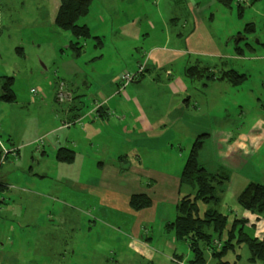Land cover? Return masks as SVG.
<instances>
[{"label":"rangeland","instance_id":"obj_1","mask_svg":"<svg viewBox=\"0 0 264 264\" xmlns=\"http://www.w3.org/2000/svg\"><path fill=\"white\" fill-rule=\"evenodd\" d=\"M59 2L0 0V85L12 77L15 93L12 102L0 99V177L9 183L7 200L0 202V264H191L188 243L168 223L177 215L180 198L194 191L181 185L178 192L168 176L179 175L193 141L185 137L197 131L195 95L189 110L176 108L175 128L163 125L138 133L127 119L125 133L117 118H128V110L149 118L172 116L177 98L167 88L166 72L183 73L195 57L177 59L166 71L149 70L138 76V85L118 88L116 80L122 72L144 68L150 48L183 46L176 33L185 31L188 19L228 52L231 67L245 73L235 86H211L204 76L187 71L186 79L223 109L218 114L223 118L211 120V127L235 135L256 125L263 132L264 0H91L87 14L77 19L79 25L86 23L88 36L79 38L55 23ZM233 41L244 47L245 57L232 58ZM124 93L135 94L139 104ZM74 103L82 118L78 124L69 108ZM103 108L110 110L109 120L104 121ZM206 137L199 159L210 172L225 170L226 180L216 190L215 204L196 201L198 213L215 208L232 227L231 244L220 260L261 264L252 259L248 241L264 240V219L243 209L238 195L250 182L264 184V143L254 151L252 146L248 152L229 151L231 140L220 149ZM59 146L75 155L74 162L54 158ZM112 151L123 152L127 167L118 176L102 178L97 161L103 157L108 166ZM77 170L91 178H76ZM81 181L94 188H81ZM22 188L28 189L24 195ZM134 191L152 204L131 207ZM96 194L110 204L99 203ZM4 197L0 194V201ZM198 244L203 247L202 239ZM203 256L207 264L218 261L210 247L203 248Z\"/></svg>","mask_w":264,"mask_h":264},{"label":"crops","instance_id":"obj_2","mask_svg":"<svg viewBox=\"0 0 264 264\" xmlns=\"http://www.w3.org/2000/svg\"><path fill=\"white\" fill-rule=\"evenodd\" d=\"M185 21H186L185 31L176 33L177 38L183 42V46H181V45H173V46L163 45V46H155L153 48H150L145 54L146 61H145L144 68L142 67L143 70L140 72V74H137L136 76H134L133 81L129 82V83H135V85H138L140 83V79L137 80L138 76L141 77L142 75H145V73L148 72L149 70H152L153 72L157 71V70H162V71L165 70L166 71L165 68L167 66H171L173 63H175L177 59H180L184 56H186V57L187 56H189V57L194 56L195 57V59H194L195 64L190 65L188 67L186 66L183 73H176V72L174 73L172 71L166 72V74H167V83H166L167 88L170 91L171 95L174 96L175 98H177V105H174L173 106L174 108L172 110L174 112V114L172 116H168V117L167 116H158L156 118H149L144 113H135L134 111L128 110L130 112V115L128 116V118H127V116L125 117V114H122V116L120 118H117V119H119L118 125H120V127L123 128L125 133L128 131L127 130L128 125L126 124L127 119L129 121V123H131V125H132L130 130L137 131L138 133L146 132V131L156 129V128H161L163 125H166L167 127L175 128L177 120H178L176 118V115H175L176 108L179 107V110H182V108L184 107V111L189 110V100H190V97L194 94L195 95V102L193 104V106H194L193 108L196 110L195 113L198 117L197 118L198 119V126L196 128L197 131L196 132H192V131L189 132L187 137H185V140H192V139L194 140L199 134L206 133L207 134L206 138H210L211 141L214 140L215 145L217 147H220V149L223 148V145L227 140H231V141L226 142L228 145L227 148L229 151L244 150L245 152H248L250 146H252V151L258 149L261 146V144L264 143V131L263 132L262 131H256L255 130L256 125H254L252 127L251 131L248 133H244L242 131H239L235 135H233L232 133L227 131L225 128L223 129V128H217V127L212 128L211 127V120L216 119V118H223L222 116H218V114L223 109L220 110L216 103L209 101V99L207 98V93H205V92L201 93L202 88L195 87V85L193 84V82L191 80L186 79L187 71L189 72L188 74H191L190 70L192 69L194 71L192 74L195 75L197 73L198 75L204 76V78H206L209 83L211 82V84H212L211 86H214L216 84L235 86V85H232L231 83H229L226 79L218 78L217 77L218 75L212 76L211 72H216V71L220 72L221 70H226V69H233V70L237 71V69H235V68L231 67V65H229V63L225 59V57L230 56V55L228 54V52L224 51L223 48L219 44H217L215 42V40L211 37V35L208 34L207 31H205L203 29H198V27H196V25H194V24L192 25V23L188 19ZM83 24L86 25V23H83ZM234 43L235 44H234V46H232V49H234L236 54H232V58H235L236 56L245 57L244 53H243L245 51L244 47H242L240 45V43H237V42H234ZM247 46L251 49L250 50L251 52L255 51L254 46H250V45H247ZM251 54H253V53H251ZM201 56L213 57L215 59L218 58L219 62L216 63L212 60L210 63L204 62L201 59ZM252 58L254 59L253 55H251V59ZM148 64H149V66H148ZM140 66H142V65H140ZM144 70H145V72H144ZM202 70L204 71V73L202 72ZM123 73L124 72H122V74ZM238 73H240V72H238ZM242 74H245V73H242ZM119 78L116 80L118 88L124 87L125 85H123L121 83V81H119ZM153 82H154V80H153ZM129 83H127V84H129ZM204 84L205 85H203V89L207 90L209 88V86H207V82H204ZM225 89L227 90V88H225ZM124 95L126 96V98L129 101L132 100L134 104H139V98L135 94H132L131 97H129V95L127 93H124ZM179 99H183V101L179 102ZM103 102H105V104H106L107 98H105L103 100ZM70 108H73V109H71V111L73 113L72 114L73 121L76 124H78V122H80L82 118H81V115H79L77 112H74L75 109H77V105L75 103L71 104ZM103 111L105 114V120L104 121L109 120V117H111V115H112L110 110L108 108H103ZM98 116L102 117V114L100 113V114H98ZM94 118L95 117L91 118V120L94 121ZM102 119H103V117H102ZM185 123H186V120H185ZM186 128L187 127L185 124L184 130H186ZM69 143L73 144L74 142L69 141ZM191 144H190V146H191ZM63 147L64 146H59V147H57V149L63 148ZM64 149H66V148L64 147ZM73 155H74V152H73ZM71 157H72V155H71ZM54 158L56 160H58L57 155ZM225 158L228 159L229 157L226 156ZM74 159H75V155L72 157V159L70 161L74 162ZM109 159H110L109 165L105 166V167H104L105 161H104L103 157H100V159L97 161V169H101L99 171V174L102 175V178H104L106 176H118L119 173L127 167L126 157L124 158L122 151H117V152L112 151ZM199 161L205 167L204 163L200 159H199ZM182 167H183V165H182ZM182 167H181V170H182ZM181 170L179 172V175L181 173ZM224 172H225V170H222L219 167L218 170L211 172V173L221 174ZM151 174L156 175V174H158V172H155L154 170H152ZM179 175L177 177L175 175L168 176L171 179L170 186H172L173 189L176 188L178 190V192H179V190H180L179 188L181 186V185H179ZM75 177L78 179L79 178H91V175L87 171H83V170L78 171L77 170ZM3 181L5 183H7L5 180H3ZM78 184L81 188H87V187L94 188V186L92 184H88V183L85 184V183H83V181H81V183L79 182ZM8 187H9V183H7V188ZM18 190L20 192L19 194H22V195H24L23 193L28 191V189H25V188L18 189ZM115 193L117 194L118 192H116V190H115ZM107 194L111 195L110 192H108ZM133 194H135V191L131 193V195H133ZM187 194H189V193H187ZM124 195L127 196L126 193ZM2 196H3V193H2ZM4 196H5L4 197L5 199L4 198L1 199L3 202L7 200L6 199L7 198V191L6 190H5ZM95 198L101 204H110L104 199V196H100V198H99V195L96 194ZM57 200H59V199H57ZM61 201H62V203L66 204V205L73 206L72 205L73 203L72 204L67 203L64 199H62ZM151 204H152V202L150 203V205ZM172 220H174V219H172ZM172 220H170V222Z\"/></svg>","mask_w":264,"mask_h":264},{"label":"trees","instance_id":"obj_3","mask_svg":"<svg viewBox=\"0 0 264 264\" xmlns=\"http://www.w3.org/2000/svg\"><path fill=\"white\" fill-rule=\"evenodd\" d=\"M218 1L229 4L232 0ZM90 2L91 0H60L55 23L62 29L70 30L76 38L88 36L89 29L85 24H77V19L87 14ZM193 72L191 69L190 73ZM211 74L212 76L218 75L217 77L220 79H226L232 85L239 84L245 76L233 69L211 72ZM3 80L0 85V99L12 102L15 100V93L11 89L12 77L6 76ZM206 135V133L199 134L193 140L179 175V185L191 187L194 193L185 194L180 198L177 203V215L174 220L168 223V227L173 229L178 239H183L188 243L192 251L191 264H207L203 256V248L208 247L212 254L218 258L214 264H227V261H222L219 257L226 252L231 244L229 231L232 227L228 226L226 216L215 208H207L200 215L196 204L197 200H201L205 204H215L219 200L216 190L219 186H224L223 180H226L225 175L207 171L199 161L198 152ZM15 154L16 152L13 150L11 156H15ZM6 158L7 152L4 153L2 159L6 160ZM57 159L69 161L72 159L71 153L64 147L59 148ZM6 188L7 183L1 178L0 194L4 195ZM0 202L3 203L2 200ZM238 202L243 209L258 214L264 219V184L248 183L238 195ZM129 204L137 209L149 205L150 200L142 194H133L130 196ZM207 228H210L212 232H207ZM200 239L203 241V247L198 244ZM214 240L218 241L220 246L217 247ZM248 246L252 259L257 258L261 264H264V240L251 238L248 241Z\"/></svg>","mask_w":264,"mask_h":264},{"label":"built area","instance_id":"obj_4","mask_svg":"<svg viewBox=\"0 0 264 264\" xmlns=\"http://www.w3.org/2000/svg\"><path fill=\"white\" fill-rule=\"evenodd\" d=\"M142 70H143V68H142V66H140V67H139V71H137L135 74H130V73H128V72H125V73H123V74L120 76L119 81H121V83H122L123 85H126L127 83L133 81L134 76H136V75H137L138 73H140ZM61 88H62V83L59 82V84H58V93H57V97H58V98H60L61 95H62V93H61ZM75 121H76V120H75ZM214 244H215L216 246H220V243H219L218 241H216V240H214Z\"/></svg>","mask_w":264,"mask_h":264},{"label":"water","instance_id":"obj_5","mask_svg":"<svg viewBox=\"0 0 264 264\" xmlns=\"http://www.w3.org/2000/svg\"><path fill=\"white\" fill-rule=\"evenodd\" d=\"M45 37H47V36H45Z\"/></svg>","mask_w":264,"mask_h":264}]
</instances>
